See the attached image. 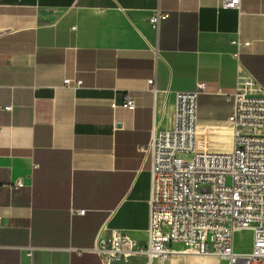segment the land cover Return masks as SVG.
<instances>
[{
    "label": "crops",
    "instance_id": "0c3cea01",
    "mask_svg": "<svg viewBox=\"0 0 264 264\" xmlns=\"http://www.w3.org/2000/svg\"><path fill=\"white\" fill-rule=\"evenodd\" d=\"M224 1L0 0V264H99L90 248L111 228L144 242L151 173L138 147L155 118L168 127L177 92L206 85L199 131L231 151L228 95L249 75L264 93V0ZM158 9L170 13L159 33Z\"/></svg>",
    "mask_w": 264,
    "mask_h": 264
},
{
    "label": "built area",
    "instance_id": "2783aa9c",
    "mask_svg": "<svg viewBox=\"0 0 264 264\" xmlns=\"http://www.w3.org/2000/svg\"><path fill=\"white\" fill-rule=\"evenodd\" d=\"M241 2L226 0L222 6L239 10ZM169 17L170 13L158 9L149 24L159 33ZM82 84L81 80L64 81L74 89ZM147 84L157 98L155 79ZM205 89L201 83L195 91L175 93L168 127L155 118L150 141L138 147L151 173L147 239L141 242L125 230L107 229L90 248L99 256V264L129 262L138 256L148 264H164L181 254L215 256L227 264H264V93L249 75L228 95L233 102L228 120L233 145L231 151L220 152L210 147L208 133L199 131V99ZM218 94L225 95L221 90ZM136 106L127 95L121 107L133 111ZM1 109L11 112L12 106ZM3 220L0 209V227ZM243 231L251 232L248 250L236 247V235Z\"/></svg>",
    "mask_w": 264,
    "mask_h": 264
},
{
    "label": "rangeland",
    "instance_id": "374dc122",
    "mask_svg": "<svg viewBox=\"0 0 264 264\" xmlns=\"http://www.w3.org/2000/svg\"><path fill=\"white\" fill-rule=\"evenodd\" d=\"M229 144L222 146L221 148L213 149L214 151L223 150L227 148ZM252 246V237L251 232L243 231L236 235V247L239 250H248ZM174 248H178L179 246L173 245ZM177 256V255H176ZM209 257H202L199 255H187V264H208ZM221 259V258H220ZM175 258L172 260V263L175 262ZM224 260V259H222ZM225 261V260H224Z\"/></svg>",
    "mask_w": 264,
    "mask_h": 264
},
{
    "label": "bare ground",
    "instance_id": "6f19581e",
    "mask_svg": "<svg viewBox=\"0 0 264 264\" xmlns=\"http://www.w3.org/2000/svg\"><path fill=\"white\" fill-rule=\"evenodd\" d=\"M202 257H215V256H202ZM215 258H217V257H215Z\"/></svg>",
    "mask_w": 264,
    "mask_h": 264
}]
</instances>
